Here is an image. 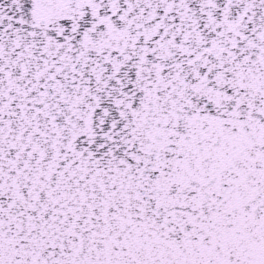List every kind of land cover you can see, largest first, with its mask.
Instances as JSON below:
<instances>
[{
  "label": "snow or ice",
  "instance_id": "obj_1",
  "mask_svg": "<svg viewBox=\"0 0 264 264\" xmlns=\"http://www.w3.org/2000/svg\"><path fill=\"white\" fill-rule=\"evenodd\" d=\"M0 264H264V0H0Z\"/></svg>",
  "mask_w": 264,
  "mask_h": 264
}]
</instances>
